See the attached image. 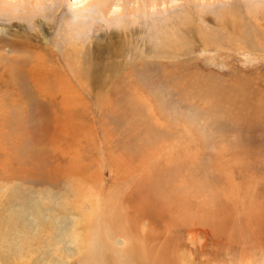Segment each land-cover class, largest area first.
Here are the masks:
<instances>
[{
    "label": "rangeland",
    "instance_id": "1",
    "mask_svg": "<svg viewBox=\"0 0 264 264\" xmlns=\"http://www.w3.org/2000/svg\"><path fill=\"white\" fill-rule=\"evenodd\" d=\"M43 1L45 11L35 17L41 23L20 13L11 19L20 24L13 31L25 32L22 38L8 36L7 20L0 17V41L11 43L0 49L6 67L28 69L35 56L49 74L41 83L0 78V256L6 258L0 264L12 260L11 250L18 248L30 264H78L88 238L101 263L114 264L115 257H102L100 247L120 251L127 240L111 242L109 224L106 234H99L104 231L96 226L97 216L106 210L120 212L121 225L130 227L129 240L149 248L144 249L154 264H264V48L258 44L263 25L242 20L249 49L245 58L223 43L230 39L228 30L205 21L211 29L201 34L209 45L205 50L168 59L151 54L126 66L129 57L115 37L106 42L112 47L85 52L88 37L100 33L98 24L107 33L118 30L100 20L79 21L89 0H63L59 7L60 0ZM228 1L241 19L247 3L264 17V0ZM218 5L206 10L214 15ZM178 9L170 10L174 15ZM141 31L148 45L158 44L156 28L147 25ZM26 32L36 35L28 36L29 43ZM83 55L87 71L98 70L102 78L74 75ZM110 65L117 70L108 72ZM31 148L40 153V162L33 161ZM170 173L168 185H184L188 204L181 205H189L187 213L141 196L149 178L157 183ZM83 193L98 196L100 207L90 212L86 202L81 207ZM56 203L76 207L77 225L70 217L50 218ZM37 210L43 218L35 216ZM73 227L80 245L66 243ZM48 232L52 242L56 237L64 241L60 254L31 257Z\"/></svg>",
    "mask_w": 264,
    "mask_h": 264
},
{
    "label": "bare ground",
    "instance_id": "2",
    "mask_svg": "<svg viewBox=\"0 0 264 264\" xmlns=\"http://www.w3.org/2000/svg\"><path fill=\"white\" fill-rule=\"evenodd\" d=\"M243 1L246 4L247 2L249 1L251 2L254 0H243ZM256 1H259V0H256ZM62 2L63 0H60L58 7L62 4ZM239 2L240 0L234 1V3H239ZM230 3L231 2H229L228 0H178V2H175L174 5H170V4L168 5L167 0H89L87 5L80 10L79 16H81L82 19H79V21L86 22L87 18H90L87 20L90 23H92L91 20L92 21L100 20L102 22H105V25H107L108 28H110V26L112 25H117L116 27L118 30H116L117 32H114L111 30L107 33L105 30L102 29V26L98 24L95 27V29L96 31H100V33L98 34L97 37H94L92 35L88 37L89 41L87 42L88 46L86 44L87 48L85 49V52L93 53L99 48H101L103 45L105 47L110 48L112 47L111 44H106V42L107 40L109 41V39L115 37L118 40V42H120L121 50L124 52V55H127L129 57L128 61L125 62L126 63L125 65L128 66L132 62L134 63L138 61L140 58L143 59L145 57L150 56L151 54L158 58L163 57L164 59H168L172 55L177 56L178 54H183L186 51L190 52L196 49H198V51L205 50L206 47H208L209 45H207L206 40L203 39L201 34L206 33L208 30H211L209 27H207V25L204 24V22L206 21V22L214 23L220 29L228 30L229 33H228V36L227 35L226 36L230 39L228 40L223 39L224 41L223 43L229 47L233 46L234 50L238 51L237 53L243 55V57L245 58V56L249 53L248 52L249 49L247 45H245L247 35L245 34L246 32H243V27L245 25L244 26L242 25L243 24L242 20L244 19L245 21L250 20L254 24H256L258 27L261 24L263 25V28H264V17L260 15L261 12L257 6H253L254 10L252 12L251 6L253 4L250 5L249 3L250 6L249 5L247 6L248 4L247 3L245 5L246 14L242 15V19H241V17H239V14H236L237 11H235V9L237 8L234 7L235 4H230ZM44 4L45 3L43 0H0V17H2L3 19L5 18L7 20V24L4 25L6 34H8V36H13L16 38H22V36H24L25 32L19 33V31H13L11 29L14 26L17 27L20 25L16 22L11 21V19L15 18V16H18L17 14L19 13H20L19 16L27 15L28 17L32 18L31 20L34 23L35 22L41 23L38 19L35 20V17L37 13H41L45 11ZM215 4H219L218 8H216L215 13H213L214 15H211L212 13L210 14V12L207 10L210 9ZM175 6L176 8L178 7L179 9L180 8L182 9L180 10L178 9V12H175L176 14L174 13L173 15L170 9L171 8L173 9ZM56 10L57 9L54 10V13L56 12ZM164 14L166 16H164ZM237 15H238V18H237ZM147 25L150 27V29L156 28V30L159 33H162V35H160L157 31H155V34L157 37V43H158L157 45L155 43L153 46L148 45V43L150 42L146 41L147 40L146 38H143L140 36L142 32L141 31L142 27L143 28L147 27ZM26 34H28L26 36L27 43L30 42L28 38H30L31 36L36 37L35 34L33 35L27 32ZM151 36L153 35L151 34ZM151 38L153 39V37ZM96 39H99L100 42L104 41L105 44L98 43ZM193 41H196L197 45H195ZM263 41L260 40V43H258L260 44L259 45L260 50L264 48ZM10 42H12L11 39H10ZM81 43L82 44L79 46H82L86 42L83 41ZM188 44L190 46L189 49L186 47ZM5 46H7L8 48H11V43L9 45L2 44V40H1L0 49L4 48ZM24 46H26L24 48H27L28 44L24 42ZM72 57L74 56L72 55ZM81 57H82V62H80V65L78 66V68H76L75 70L76 72H74V75L80 76L81 78L91 77L90 79L92 81H96L95 79L102 78L103 75H100V72L98 70L97 71L90 70L88 72L86 68L88 66L87 64L89 60L84 55ZM229 57H231L232 60L237 61V59L234 58L235 56H229ZM42 62L44 63V61H42L41 58H37L34 56V58L30 60L31 65L29 64L30 68L28 69L24 70L23 68L24 65L21 66L20 64L14 65L12 68L10 66L6 67L5 62H4V54L0 51V78L1 80L6 79L8 82H11V83L15 81L29 79V78L37 82H40V83L45 82L44 80L47 81V79L49 78V74L47 71L44 72V70H42L41 68L43 65ZM110 66L112 67V69L108 70V72L111 73L117 70L116 65H110ZM51 74L54 75L55 71L52 72ZM226 74L228 76H232L231 73L226 72ZM58 77L60 76L58 75ZM43 91H48L47 87ZM21 95H23V93ZM31 149H32L31 150L32 152H30V154H32L35 157V158L32 157L31 159L34 158L33 161L35 163L40 162L41 161L40 158H42L40 156V153L36 151L37 150L36 148H31ZM30 154H28V157H30ZM172 175L174 176V174L172 173L164 175V178H163L164 183L162 179H161L162 181L159 180L157 183L155 182L156 180L149 182L151 180V178H149L146 181V185H145L147 190L144 189L145 191H143L142 195L140 192V195L144 197H148L149 200H152V201L155 200L157 204L161 205V207H163L164 205H166L167 207H169V205H173L174 207L178 208V210L184 213H187V210H189V205H181L182 201L185 204H188L187 196L185 195L186 191L184 190L185 189L184 185H180L178 183H177L178 185L177 184H172V185L167 184V183H170L171 179L173 178ZM44 180L45 179L41 178V179H37L36 181L38 183H42L44 182ZM49 181L52 184H54V181L52 180V178H50ZM167 185L169 186L170 190L166 188ZM191 188H193V186ZM192 191L196 192L197 190H192ZM80 200H81V205H80L81 207L82 205H84V202H86L89 208L88 212L93 210V206L96 207V208L94 207V209H97L100 207L98 204L100 200L98 196L94 197V196H91V194L89 193L87 194L83 193V195L80 197ZM1 205L2 204H0V206ZM183 206H186V208ZM75 208L76 207L73 205L68 206L66 204L62 205L59 203L57 205L56 203V206L54 204L51 208L52 212L50 214V218L53 221H58L59 218L70 217L72 218L73 225L75 226L77 225V222L75 221V219H73L74 214L72 213V210H75ZM59 209L64 210L66 213H71L72 216L63 215L64 213L62 214L60 213L61 214L60 215ZM39 211L38 210L36 211L38 214H36L35 216H39L43 218V216L40 215L41 212ZM105 212L106 213H103V212L99 213L97 216L98 220H97L96 226L99 227L101 225L104 231V232H99V234H102V235L103 233L106 234L105 232L106 230H104L105 229L104 226L109 224L113 230L111 231L107 230V232H110L114 236V238L111 239V242L117 241L118 238H121L122 241L127 240L126 241L127 245L126 247L122 248L120 251L119 250L115 251L114 249L110 251L107 248L104 249V246L102 245V247H100L102 257H104L107 253L109 255L112 254L115 257L114 264H154L152 263V261H150V259L147 256L146 250L149 251L148 250L149 248L146 249L140 243V241L135 240L134 238L129 240L130 237L128 234H129L130 227L128 225H126L125 227L121 225V223H123V220H122L123 218L120 212L119 214L112 212L110 210H106ZM109 217H111V222H107ZM35 220L36 219H33L32 223H35L36 222ZM53 221H51V223ZM36 223L38 224V222ZM43 223L44 222L42 221L41 224ZM51 223L49 224L52 229L53 225L51 226ZM10 228L12 229V227ZM53 228H55V226ZM69 231H70V234H68L67 236H71V238L62 234L63 237L69 238L68 241H66V243L76 242L78 245H80V243L81 244L83 243L82 240L81 241L78 240L79 233L76 231L75 227L71 228ZM114 231H117V232L113 234ZM48 233H49L48 235L49 237L45 236L46 237L45 243L44 244H42L43 242L37 243L34 246L35 247L34 252L30 253L32 250L29 252L30 253L29 255L31 257L34 254L36 255L37 253H44V252L47 257L52 256L56 252L57 254H60V250H59L60 244H64V241H62L61 238L57 240L56 239L57 237H56L55 238L56 243H54L52 242V238L50 237L52 236L51 232H48ZM25 243L27 244V246L25 247L28 248V251H29V249H31L29 246L30 244L27 242ZM88 243L89 244H87V247H85L84 249V255L82 256L85 258H82L78 262V264H108V262L101 263L102 260H99L100 255L97 250L94 251V248H93L94 242L92 238L91 239L88 238ZM23 247L24 246H22V248ZM19 250H20L19 248L18 250L12 249L11 250V253H13L11 257L12 260L8 261L7 259V261L5 260L4 263L5 264H30L29 260L25 258V257H28L27 256L28 254L25 255L23 250H20V251ZM58 250H59V253H58ZM47 253L48 254L51 253V254L47 255ZM65 258L66 260L68 259L67 256ZM3 259H6V258H4L3 256H0V260H3ZM66 262L67 264H71L70 261H66Z\"/></svg>",
    "mask_w": 264,
    "mask_h": 264
}]
</instances>
